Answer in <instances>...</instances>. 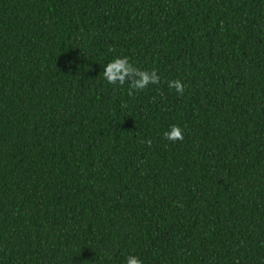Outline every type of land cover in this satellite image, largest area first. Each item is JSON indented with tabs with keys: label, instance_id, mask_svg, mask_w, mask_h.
<instances>
[{
	"label": "trees",
	"instance_id": "obj_1",
	"mask_svg": "<svg viewBox=\"0 0 264 264\" xmlns=\"http://www.w3.org/2000/svg\"><path fill=\"white\" fill-rule=\"evenodd\" d=\"M129 256L264 264V0H0V264Z\"/></svg>",
	"mask_w": 264,
	"mask_h": 264
},
{
	"label": "clouds",
	"instance_id": "obj_2",
	"mask_svg": "<svg viewBox=\"0 0 264 264\" xmlns=\"http://www.w3.org/2000/svg\"><path fill=\"white\" fill-rule=\"evenodd\" d=\"M130 74H134L137 78L128 82L129 95H133L136 90H144L149 86V84L160 83V77L155 69L151 71L140 70L129 62L128 57L114 59L107 64L105 70L103 71L104 78L112 85H124ZM168 83L169 87L174 88L178 95L184 94L185 85L182 84L181 81L175 80L169 81ZM164 138L171 142L183 141V130L177 125H172L170 131L164 133ZM144 143H146L149 147L152 145V141L150 139L144 141ZM127 264H143V262L135 256H129L127 258Z\"/></svg>",
	"mask_w": 264,
	"mask_h": 264
}]
</instances>
